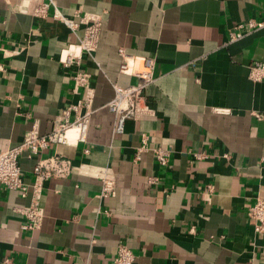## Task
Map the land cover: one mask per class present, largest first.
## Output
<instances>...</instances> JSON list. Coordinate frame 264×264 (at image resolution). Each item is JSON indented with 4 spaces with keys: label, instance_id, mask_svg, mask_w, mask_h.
<instances>
[{
    "label": "crops",
    "instance_id": "1",
    "mask_svg": "<svg viewBox=\"0 0 264 264\" xmlns=\"http://www.w3.org/2000/svg\"><path fill=\"white\" fill-rule=\"evenodd\" d=\"M55 2L69 19L101 18L98 48L67 68L61 54L79 44L86 25L73 32L52 8L38 18L35 2L0 0V150L20 145L35 123L41 135L53 130L61 108L80 98L78 69L95 90L87 142L23 154L26 197L0 184V264H112L120 245L135 264H264V234L248 216L264 199V80L250 77L264 63V27L229 41L239 24L264 22V0ZM121 52L134 73L153 64L145 95L155 113L117 134L114 85L138 82L121 72ZM143 136L150 149L135 163ZM158 147L170 152L166 167ZM52 155L76 170L43 184L41 227L25 231L34 166ZM104 168L116 193L102 200Z\"/></svg>",
    "mask_w": 264,
    "mask_h": 264
},
{
    "label": "built area",
    "instance_id": "2",
    "mask_svg": "<svg viewBox=\"0 0 264 264\" xmlns=\"http://www.w3.org/2000/svg\"><path fill=\"white\" fill-rule=\"evenodd\" d=\"M35 2L33 15L38 18H46L52 8L53 17L62 21L73 32L77 31L81 24L86 25V30L79 44L71 45L62 52L60 62L65 67H79L83 56L93 57L99 42L102 20L99 17L85 14H78L77 21L64 16L55 0H27ZM80 16V17H79ZM264 27V22L250 20L239 24L230 34L229 41L241 40L248 32ZM123 54V52H121ZM124 56V54H123ZM124 63L121 67L123 74H130L138 78L136 84L120 87L114 85L115 96L109 103V108L114 112L117 122L115 132L123 134L126 124L138 118L154 116V110L150 107L147 96V87L153 82V64H147L145 70L134 73L130 70L128 58L124 56ZM74 76L75 92L80 94V98L75 102L67 103L61 108L57 116L53 130L47 135H41L38 125L35 123L24 141L15 147L0 150V184L11 191H18L26 197L30 185L24 181L22 169L20 167V157L27 154L28 158H34L40 152L48 150L53 146L67 145L78 146L87 142V136L92 114V106L95 90L91 85V75L80 69L76 70ZM250 77L254 81L264 80V63L257 62L252 68ZM219 113H228L227 109H218ZM149 140L143 136V144L135 154L134 162L139 163L142 154L149 150ZM159 166L166 167L170 162V152L163 148L152 149ZM84 153L89 154L90 150L85 149ZM227 157V155H225ZM197 155V158H202ZM76 170L72 160L62 155H52L39 158L34 166L33 173L35 181L32 185L33 201L31 205L22 209V214L26 217L27 223L22 227L25 231H35L41 227L43 212L39 206V199L42 196L43 184L51 179H66ZM97 176L102 182L99 198L102 200L112 198L116 193V182L109 168L100 169ZM150 183H158L159 179L151 177ZM101 212V211H100ZM99 212V213H100ZM109 215L108 211L105 212ZM248 216L254 221V229L258 234H264V199L259 198L248 209ZM193 231V230H192ZM6 262H9L8 260ZM112 264H135V255L127 246L120 245L117 254L113 258Z\"/></svg>",
    "mask_w": 264,
    "mask_h": 264
}]
</instances>
